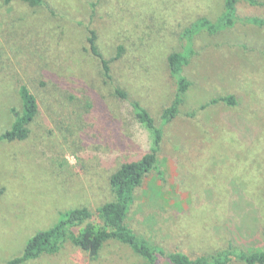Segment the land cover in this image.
<instances>
[{
	"label": "rangeland",
	"instance_id": "1",
	"mask_svg": "<svg viewBox=\"0 0 264 264\" xmlns=\"http://www.w3.org/2000/svg\"><path fill=\"white\" fill-rule=\"evenodd\" d=\"M224 0H0V134L21 111L18 83L38 113L23 141L0 142V264L67 210L112 201L109 177L152 147L135 101L161 129L157 167L134 191L126 223L165 254L208 257L232 246L264 251V0H238L234 24L216 33ZM253 20L261 25L252 23ZM109 64L110 79L87 38ZM190 87L178 114L167 58L187 53ZM117 87L128 101L114 94ZM233 96L234 106L212 103ZM24 264H146L110 241L97 258L64 243ZM157 264H171L157 256ZM229 264H243L232 260Z\"/></svg>",
	"mask_w": 264,
	"mask_h": 264
},
{
	"label": "trees",
	"instance_id": "2",
	"mask_svg": "<svg viewBox=\"0 0 264 264\" xmlns=\"http://www.w3.org/2000/svg\"><path fill=\"white\" fill-rule=\"evenodd\" d=\"M6 3L11 0H4ZM29 7H37L42 0H20ZM238 0H224L222 16L215 23L205 18L196 21L190 30L186 31V37L200 30L216 33L231 27L235 21V7ZM252 23L261 25L253 20ZM90 54L97 58L103 75L110 79L109 64L119 57L121 47L115 58L106 60L98 51L95 44V34L89 32L87 38ZM187 53H171L168 58V66L171 75L176 80V93L170 105L162 110L161 120L166 123L174 119L178 114V107L182 97L190 87L188 80L182 75V68L189 61ZM17 93L21 101V111H14V120L10 128L0 134V142L23 141L29 135V125L38 113L35 97L23 83H18ZM114 94L125 101L128 97L125 91L117 87ZM222 102L228 106H234L236 100L233 96H225L213 100L212 103ZM133 115L144 124L152 133V147L137 161L126 162L114 171L109 177V186L114 195L112 201L103 203L96 209L99 222L92 221V215L87 208L67 210L51 228L39 231L30 237L21 254L4 264H24L36 260L43 255L56 254L64 243L87 253L91 258H97L100 251L110 241L127 246L134 254L145 260L146 264H157V256L165 257L171 264H229L232 260L243 264H264V251H242L232 246L221 250L208 257L190 258L189 256L172 252L165 254L161 248L149 244L143 238L137 236L127 225L126 219L134 201V191L140 187L143 179L157 167V155L160 150L162 131L154 125L148 112L139 103L129 101Z\"/></svg>",
	"mask_w": 264,
	"mask_h": 264
}]
</instances>
